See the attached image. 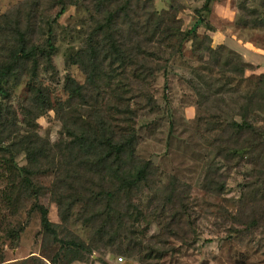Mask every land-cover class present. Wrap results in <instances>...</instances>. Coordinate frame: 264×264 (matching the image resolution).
<instances>
[{
    "label": "trees",
    "instance_id": "16d2710c",
    "mask_svg": "<svg viewBox=\"0 0 264 264\" xmlns=\"http://www.w3.org/2000/svg\"><path fill=\"white\" fill-rule=\"evenodd\" d=\"M79 1L51 0V9L58 7L53 22L67 6L78 5ZM150 2L90 0L91 30L84 43L76 50L71 48L66 56L85 79L80 83L67 76L63 85L65 98L54 102L38 78L41 69L50 70L56 52L51 24L47 31L43 26L47 24L46 11L41 10L40 0L31 1L33 7L40 6L31 18L20 12L16 15L15 9L0 16V166L4 170L1 202L12 213L27 202L28 215L39 214L41 256L48 264L87 262L93 252L113 245L106 226L116 221L117 215L126 224L131 221V226L132 220L143 216L136 201H140L145 187L154 186L159 173L153 161L137 155L138 110H144L147 116L158 112L164 116L150 86L159 73L165 75L176 57L182 56L187 41L199 63L197 69L208 73V80L201 78L205 79L207 91H213L199 96L204 100L214 96L217 108L212 111L204 105V112H197L199 123L206 124L205 132H212L209 146L215 154L205 164L201 188L211 196L221 197L231 175L240 174L243 198L239 197L234 212L226 209L231 218L229 233L242 236L264 223V72L246 75L255 69L252 64L225 44L212 46L207 33L214 31L210 23L205 24L207 32L202 34L193 28L184 30L174 15L159 13ZM212 2L206 0L202 9L210 12ZM261 7L249 11L244 27L264 29V4ZM22 83L30 93L27 101L19 105L24 127L12 105L13 92ZM104 90L112 95L113 103L108 109L96 105ZM226 94L237 104L228 111L222 108L227 103ZM77 105L80 109L88 107L84 116ZM111 109L122 116L120 125L108 116H113ZM49 110L55 111L61 125V147L57 152L51 141L35 129V120ZM152 120L146 129L157 121ZM20 154L25 159L23 165L16 160ZM44 172L54 176L51 191L56 196L59 224L50 221L48 208L40 202L44 188L37 179ZM158 191L162 192L155 193L150 202L161 199L159 213L176 208L163 227L166 232L174 222L185 221L188 226L192 216L191 184L172 174ZM78 203L101 207L92 211L87 208L86 214H80L89 229L86 239L67 226ZM249 208L252 210L248 214ZM23 229V225L8 229V236L16 240ZM130 235L118 254L131 257L141 253L134 231ZM164 254L157 250L147 255L162 258ZM96 261L107 264L102 259ZM142 262L149 264L146 258Z\"/></svg>",
    "mask_w": 264,
    "mask_h": 264
},
{
    "label": "rangeland",
    "instance_id": "374dc122",
    "mask_svg": "<svg viewBox=\"0 0 264 264\" xmlns=\"http://www.w3.org/2000/svg\"><path fill=\"white\" fill-rule=\"evenodd\" d=\"M31 1L0 0V16L15 9L16 15H19L20 12L22 16L31 18L33 11L40 7H33ZM205 1L151 0L150 3L159 13L174 15L184 30L193 28L202 34L207 32L205 24L210 23L214 31L207 33L212 38V46H217L220 41H224L228 48L240 51V46L245 44L251 49H255L256 53L264 54V29H250L243 26L244 17H249L251 9H262L264 0H214L211 3L210 12H207L205 8L202 9ZM40 3L41 10L46 11L47 24L45 23L43 26L47 31L51 24L56 52L52 56L50 70L41 69L38 78L44 87L48 88L47 91L54 102L58 98H65L63 85L67 76L73 77L80 83L85 79V75L78 66L70 64L66 56L71 48L76 50L84 43L91 30L90 26L93 25L89 12L91 6L90 0H80L78 5L67 6L66 11L53 22L58 7L51 9V0H40ZM36 37L38 38L40 35L38 34ZM246 42L250 44H246ZM190 43L187 41L184 44L182 56L176 57L168 66L165 75L159 73L158 78L150 86L161 106L160 112L163 109L164 116L162 113L159 115V112L147 116L144 114V110H138L136 126L139 131V142L136 152L140 158L153 161L157 165L159 173L154 186H151L150 189L145 187L140 201H136V204L140 205L139 210L143 216L138 215L136 221L132 220L133 226H131V221L126 224L117 215L115 218L118 219L106 226L113 245L107 250L93 252L87 262L76 261L74 264H91L93 261L95 264H102L96 261L99 259L105 260L107 264H144L143 258H146L149 264H264L263 222L259 226L260 228L249 230L242 236L229 233L231 218L229 214H226V209L231 212L238 209L236 203L239 197L243 198L240 192L241 188H239L243 177L234 171V173L231 172L233 174L221 197L211 196L201 188L205 164L207 161L213 160L215 154L209 146L212 132H205L206 124L205 122L199 123L197 112H204V105H207L212 111H217V108L214 105V96H208L206 100L200 97L201 93L213 94V91L206 89L204 82L205 79H209L208 73L197 69L199 63L191 54ZM261 58L257 55H247L246 58H243L244 61L251 60L254 65H257L255 70L247 71L246 75L260 74L259 72L264 69V59ZM202 77H205V79L203 78L204 82ZM108 91L104 90L101 94L102 98L96 100L98 107L108 109L113 103L112 95ZM29 95L24 83L13 92L12 105L18 111L17 116L22 127H24L23 116L19 105L24 104ZM116 96L114 95L115 99ZM225 100L227 103L222 104L223 109L228 111L231 107L237 106L234 100L229 99L228 94L225 95ZM76 109H79L84 116L88 107L80 109V106L77 105ZM111 112L113 116H108L116 125H120L122 116H117L114 110ZM107 114L109 113L107 112ZM155 119L157 121L153 122L149 129H146L147 123ZM58 120L54 110L47 111L35 120L37 125L35 129L42 137L51 141L56 152L61 147L59 139L61 125ZM16 160L20 165L25 163L22 154L18 155ZM3 174L4 170L0 166V263L48 264L47 260L41 256L42 233L39 214L28 215L29 203L27 202H24L23 207L21 206L14 213L3 208L1 202V193L4 188ZM172 174L191 184L192 216L188 226L185 221L178 224L174 222L170 232H166L163 227L170 221V215L176 208H171L165 214L159 213L162 209L161 199H154L150 202V198L155 193L162 192L158 190ZM37 180L44 188L41 190L40 202L48 208L50 221L59 224L56 196L54 197V193L51 191V182L54 180L53 173L44 172ZM249 195L251 196V193ZM248 196L245 198L248 199ZM88 206L81 203L76 204L67 224L69 230L83 239L88 236L89 229L84 225L80 214H86L87 208H90V211L92 208L101 209V207H95L90 203ZM251 210L248 209V214ZM145 211L146 216L144 217ZM151 212L154 213L150 214ZM244 219L250 218L245 217ZM20 225H23V231L18 234L16 240L11 239L7 230L17 229ZM131 231H134L133 237L140 244L141 253L126 257L118 254L117 251L120 246L125 247L124 242H127V237L130 238ZM156 249L165 252L162 258L147 255L153 254L154 251H157ZM136 251H139V248ZM120 255L122 258H119Z\"/></svg>",
    "mask_w": 264,
    "mask_h": 264
},
{
    "label": "crops",
    "instance_id": "0c3cea01",
    "mask_svg": "<svg viewBox=\"0 0 264 264\" xmlns=\"http://www.w3.org/2000/svg\"><path fill=\"white\" fill-rule=\"evenodd\" d=\"M226 42H224V41H220V44H225ZM227 44V43H226ZM246 44H250L249 42H246ZM244 45V46H243ZM227 46V45H226ZM240 46V45H239ZM241 50L240 51H237V50H235V49H233L232 48V50H235V51H237V52H239L240 53V55L243 57V58H246V56L248 55V56H259L261 59H264V54L263 53H256V51H255V49H251V47H249L248 45H245V44H242L241 46ZM247 60V59H246ZM246 62H248V63H250V64H252L254 67L255 66H257V65H254V63L251 61V60H248V61H246ZM256 64V63H255ZM262 69V68H261ZM255 70V69H254ZM262 72H264V69L262 70V71H260L259 73H262ZM74 264V263H73ZM93 264H95V262L93 263ZM97 264V263H96Z\"/></svg>",
    "mask_w": 264,
    "mask_h": 264
}]
</instances>
